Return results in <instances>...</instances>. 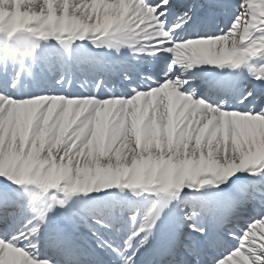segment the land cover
I'll return each instance as SVG.
<instances>
[{
  "label": "snow or ice",
  "instance_id": "snow-or-ice-1",
  "mask_svg": "<svg viewBox=\"0 0 264 264\" xmlns=\"http://www.w3.org/2000/svg\"><path fill=\"white\" fill-rule=\"evenodd\" d=\"M0 264H264V0H0Z\"/></svg>",
  "mask_w": 264,
  "mask_h": 264
},
{
  "label": "bare ground",
  "instance_id": "bare-ground-1",
  "mask_svg": "<svg viewBox=\"0 0 264 264\" xmlns=\"http://www.w3.org/2000/svg\"><path fill=\"white\" fill-rule=\"evenodd\" d=\"M235 0H233V2H234Z\"/></svg>",
  "mask_w": 264,
  "mask_h": 264
}]
</instances>
